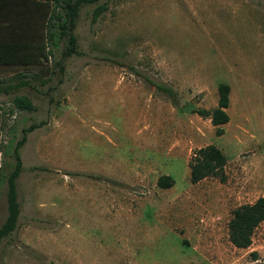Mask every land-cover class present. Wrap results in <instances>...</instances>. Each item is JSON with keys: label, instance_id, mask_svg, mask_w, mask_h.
I'll use <instances>...</instances> for the list:
<instances>
[{"label": "rangeland", "instance_id": "rangeland-1", "mask_svg": "<svg viewBox=\"0 0 264 264\" xmlns=\"http://www.w3.org/2000/svg\"><path fill=\"white\" fill-rule=\"evenodd\" d=\"M11 2L2 32L32 51L0 64L11 87L0 94V227L14 151L35 128L19 149L21 213L0 264H264V222L247 249L228 229L235 209L264 197V0H101L96 22L97 5L84 4L77 54L62 9ZM221 84L230 120L217 136L196 111L217 107ZM16 96L35 110L16 109ZM209 145L226 156V179L192 184L190 159Z\"/></svg>", "mask_w": 264, "mask_h": 264}, {"label": "trees", "instance_id": "trees-1", "mask_svg": "<svg viewBox=\"0 0 264 264\" xmlns=\"http://www.w3.org/2000/svg\"><path fill=\"white\" fill-rule=\"evenodd\" d=\"M22 4L28 2H34L45 5H53L55 7L54 12L57 9H62L64 16L61 17L55 14V17L60 20L58 28L60 34L68 36L69 46L67 48V54L78 53L76 51V37L73 34L75 29V22L78 17L79 9L84 4L97 5L93 13V22H96L98 18L106 11L104 4L98 5L101 0H19ZM11 0H0V64L10 65L18 64L22 60V55L29 58L32 48L29 44H24L18 41L16 38L6 40L4 33L2 32L3 26L9 20L10 10L12 9ZM51 37H54V33H51ZM26 82H22L19 86L25 85ZM159 90L164 91L171 97L173 93L168 88L163 86L158 87ZM11 87H0L1 93H9ZM230 93L231 88L227 84H221L218 87V105L213 110L200 109L196 113L205 119H209L212 125L216 128V135L222 136L224 130L222 126L229 123L230 117L228 109L230 106ZM13 104L16 109L20 111L32 112L35 110V106L28 97L16 96L13 99ZM35 127H31L29 130L24 131L22 140L17 144L14 151L15 165L13 171L10 173L7 179V217L4 223L0 227V245L2 241L9 237L17 228L18 220L21 213L20 203L18 200L17 191V179L22 172V162L19 154V149L26 141V134ZM227 164V158L223 152L214 145H209L195 150L193 156L189 162L190 168V182L197 184L198 182L209 178H218L220 181H225V166ZM174 185V180L167 175H162L158 179V186L163 189L171 188ZM264 222V197L257 199L252 204H246L238 207L232 213V218L228 224L229 240L231 244L237 249H247L252 244V237L255 230Z\"/></svg>", "mask_w": 264, "mask_h": 264}]
</instances>
